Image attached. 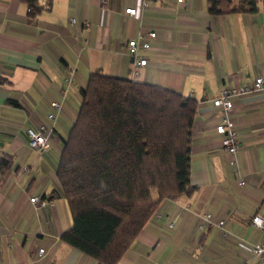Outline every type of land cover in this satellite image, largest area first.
<instances>
[{"label":"crops","instance_id":"crops-1","mask_svg":"<svg viewBox=\"0 0 264 264\" xmlns=\"http://www.w3.org/2000/svg\"><path fill=\"white\" fill-rule=\"evenodd\" d=\"M234 2L219 0L223 11L214 13L208 0H53L30 15L21 0H0V156L13 159L9 173H0V264H101L59 240L72 219L56 175L79 89L95 70L199 104L191 126L196 189L163 199L118 264H264L250 249L259 238L251 218L264 217V8L230 11ZM130 6H138L137 16L125 14ZM149 30L155 35L138 39L146 61L135 72L127 42ZM257 75L262 89L233 98L240 147L232 165L215 133L211 99L224 86L252 87ZM41 124L44 150L31 147L25 131ZM33 196L45 204L31 203ZM203 211L227 214L231 238L211 223L201 230ZM172 219L173 231L165 230ZM40 248L52 250L39 258Z\"/></svg>","mask_w":264,"mask_h":264},{"label":"trees","instance_id":"trees-1","mask_svg":"<svg viewBox=\"0 0 264 264\" xmlns=\"http://www.w3.org/2000/svg\"><path fill=\"white\" fill-rule=\"evenodd\" d=\"M35 15L53 0H21ZM209 10L222 12L219 0ZM264 0H235L254 12ZM63 141L56 175L72 219L59 240L101 264H118L161 201L190 195L191 126L198 101L161 85L89 73ZM13 159L0 156V173Z\"/></svg>","mask_w":264,"mask_h":264},{"label":"built area","instance_id":"built-area-1","mask_svg":"<svg viewBox=\"0 0 264 264\" xmlns=\"http://www.w3.org/2000/svg\"><path fill=\"white\" fill-rule=\"evenodd\" d=\"M139 13L138 6H130L125 8V14L137 16ZM154 36L155 30H149L145 34H139L137 38L129 39L127 42V51L133 57V64L135 65L134 71L136 72V67L144 64L146 59L141 58L138 55V39H142L145 36ZM143 47H150L147 42H143ZM263 88V79L260 75L254 78V83L252 87L238 85V86H224L220 88L219 93L211 99L213 109L212 114L216 117L214 123L215 133L219 136V145L223 149L224 153L227 155L228 162L230 164L236 163V151L240 147V141L238 137L237 130L234 126V120L230 116V112L233 108V98L235 96L246 95L251 91H258ZM53 104L57 105L56 102ZM47 118L52 120L53 114H47ZM5 122L0 120V126ZM28 136V144L38 150H44L48 147V141L45 134V125L41 124L37 127H26L25 129ZM26 165L21 167V170H25ZM240 184H244V180H240ZM31 203L40 202L41 205L45 204V201H40L38 196H33L29 198ZM181 212L178 214L180 215ZM227 214L215 218L214 215L209 211H203L201 213L202 222L200 224V229L203 230L205 226L209 223L214 224L221 231V237L223 239H230L231 234L225 228ZM251 226L254 228L258 234L259 238L253 242L250 246L251 252L254 256L262 259L264 258V217L260 214H255L251 218ZM174 219L164 224V228L167 231H173ZM52 249L45 250L40 248L38 250V257L42 258L49 255ZM230 264V263H227Z\"/></svg>","mask_w":264,"mask_h":264}]
</instances>
